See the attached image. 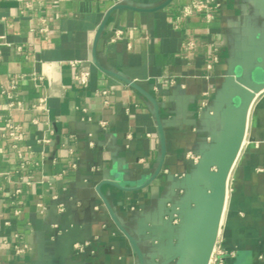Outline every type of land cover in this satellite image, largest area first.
Instances as JSON below:
<instances>
[{"label": "crops", "instance_id": "1", "mask_svg": "<svg viewBox=\"0 0 264 264\" xmlns=\"http://www.w3.org/2000/svg\"><path fill=\"white\" fill-rule=\"evenodd\" d=\"M164 1L0 0V264H139L97 190L103 181L131 188L101 185L145 263L175 253L167 204L191 211L208 194L209 165L226 125L231 134L240 128L248 96L234 77L264 86V0H220L212 23L200 14L177 22L191 0L157 10H112L97 43L98 61L157 98L166 133L161 172L148 186L132 189L153 175L160 159L153 107L94 64L93 43L114 6L151 8ZM118 29L123 37L113 41ZM189 39L194 47L186 46ZM75 60L82 64L74 66ZM83 68L90 71L87 86L76 78ZM20 74L17 103L9 109L1 90ZM104 89L111 90L109 104ZM42 96L48 112L35 107ZM7 118L20 126L17 147L6 134ZM247 136L231 173L224 264H264V89L252 106ZM189 150L208 154L197 166ZM173 233L182 238V230ZM196 251L174 264H196Z\"/></svg>", "mask_w": 264, "mask_h": 264}, {"label": "water", "instance_id": "2", "mask_svg": "<svg viewBox=\"0 0 264 264\" xmlns=\"http://www.w3.org/2000/svg\"><path fill=\"white\" fill-rule=\"evenodd\" d=\"M171 1L172 0H165L161 4L151 8H139L126 4H118L114 6L107 13L106 18L100 24L93 43L92 59L94 64L103 72L115 76L125 81L132 87L136 88L151 102L153 107L161 147L160 159L153 175L142 185L132 189H142L151 184L152 181L159 175L164 166L165 157L167 154V142L165 127L160 114V105L157 98L151 92L140 86L137 82L115 70L106 68L101 65L97 58V43L103 33L107 19L113 9L120 7H128L138 10H157L164 8ZM234 79L237 84L244 87L248 93V96L244 101L243 117L241 120L240 128L236 132H234V134H231V126L226 125L225 134L222 139V142L219 146V149L215 153L213 162H211L209 165L212 174V185L208 194L196 201L198 202L197 206L192 207L190 209L191 211H186L184 210L183 205H181L179 202H168L165 213V224L169 233L168 237L170 238L171 243L176 244L178 248L171 257L163 260L158 264H174V262L176 261L183 262L188 257L191 248L194 247L197 248L195 259L196 264H209L210 262L211 255L219 235L223 214L227 206L229 178L236 164V161L241 153L243 143L247 135L248 122L252 106L254 104L255 99L257 98V95L264 89V86H248L246 80L244 79H238L235 77ZM195 154L199 156L198 161L195 162L191 158L190 160L198 166L201 161L206 158L208 152H201ZM106 182L112 183L122 190H128L131 188L120 186L111 181H103L97 186V190L101 198L103 199L114 224L125 235L127 240L130 242L131 246L133 247L134 251L138 255L139 264H146L145 254L142 251L138 240L123 225L112 204L101 191V185ZM184 222H190V225L187 227H183ZM178 230H182L183 232L182 238L180 239L173 233Z\"/></svg>", "mask_w": 264, "mask_h": 264}, {"label": "built area", "instance_id": "3", "mask_svg": "<svg viewBox=\"0 0 264 264\" xmlns=\"http://www.w3.org/2000/svg\"><path fill=\"white\" fill-rule=\"evenodd\" d=\"M221 6H222V3L220 0H191L190 2H188L181 8L179 13L175 15V19L177 20V22H180L183 18L191 17L194 14H200L207 23H212L213 21H215L217 17V12L221 9ZM176 27H178V25H176ZM42 30H47V26L43 27ZM123 34H124L123 30L121 29L116 30L115 35L112 37V40L116 41L119 38H122ZM185 44L186 46H189V47L195 46L193 39L187 40ZM217 58L218 57L215 55L214 60H217ZM71 63L74 66H80L82 64V61L75 60V61H72ZM208 67L212 68V62L208 64ZM23 77H24L23 74L12 77L10 80V85L5 88L3 87L1 90L2 95L6 98L7 106L9 109L16 106L17 89H18L19 82L23 79ZM76 78L82 85L87 86L90 80V71L83 68L76 73ZM110 92H111L110 89H104L101 91L105 104H109L108 96ZM206 103L207 101L206 99H204L202 101V105H205ZM35 107L42 109L45 112H48L49 108H48L47 98L45 96L39 97V99L37 100L35 104ZM127 111H129V108H127ZM35 122H38V120L35 119ZM101 124L106 125L107 121L101 120ZM5 130H6V134L13 139L14 141L13 146L17 147L18 146L17 142L21 139V132H20L19 124L12 121L11 118H7L6 124H5ZM247 133H248V130H247ZM247 137L248 136L246 135L245 141L243 143V147L248 141ZM42 140L47 142L49 141V138L45 137ZM186 156L189 159L190 158L193 159L195 162H197L199 158V156L193 153L191 150L187 151ZM230 190H231V176L228 182V197H229ZM227 201H228V198H227ZM226 210H227V206L223 214V219L221 221L219 235H218L215 247L213 249L209 264H224V256L226 255V252H227L223 246V242H224L223 228H224L225 219H226ZM16 213H19V210H16Z\"/></svg>", "mask_w": 264, "mask_h": 264}]
</instances>
